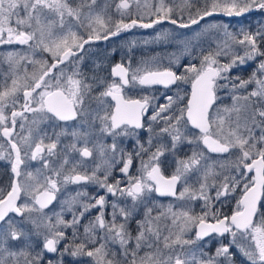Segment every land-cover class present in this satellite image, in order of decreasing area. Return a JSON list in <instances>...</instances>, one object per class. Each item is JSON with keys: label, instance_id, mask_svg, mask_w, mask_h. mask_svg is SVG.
<instances>
[{"label": "snow or ice", "instance_id": "1", "mask_svg": "<svg viewBox=\"0 0 264 264\" xmlns=\"http://www.w3.org/2000/svg\"><path fill=\"white\" fill-rule=\"evenodd\" d=\"M252 11L264 0H0V46L26 49L0 55V161L12 174L0 188V264H264V25L216 21L184 39L162 29L152 42L191 56L163 70L133 68L131 56L112 79L97 74L102 62L83 67L95 42L137 26ZM213 32L222 39L205 50ZM153 85L177 93L125 95Z\"/></svg>", "mask_w": 264, "mask_h": 264}, {"label": "flooded vegetation", "instance_id": "2", "mask_svg": "<svg viewBox=\"0 0 264 264\" xmlns=\"http://www.w3.org/2000/svg\"><path fill=\"white\" fill-rule=\"evenodd\" d=\"M257 12L258 11H256L255 13H252L250 16H258ZM206 20H208V19H206ZM234 20H236V19H234ZM204 21L205 20L201 21L200 25L205 23ZM164 24H167V23H164ZM164 24H162V25H164ZM167 25H171V24H167ZM171 26H173V25H171ZM174 27H176V26H174ZM194 27H197V25H193L189 29H192ZM136 28H140V27L137 26V27L133 28L132 30L130 29V30H128V32L126 34H124L120 37L110 38V40H108V41L95 42L91 46L89 52L85 53V60H84V64H83L85 71H90L93 67L94 62H102V69L97 74L99 76L108 77L109 79H112V77L110 76L111 67L114 64L121 62L122 59H123V62L125 63V65L127 66V61H128L129 56H131L133 68H135L138 64H141L142 61H148L149 62L148 66L150 67L151 70H163V68L162 69H160V68L159 69H153L151 67L153 57L147 51L138 54V52H136V49H137L136 45H135V47H132L131 52H129L128 49H129L130 41H128V39L126 40L124 38H128L129 36H131V33L134 32V30ZM141 29H143V28H141ZM149 29H151V28H149ZM179 30H182L183 32H185L188 29H179ZM127 44H128V49H126ZM3 47H4V45L0 46V55L6 54L8 51H12V50H17V51H24L25 50V46H19V45H9L8 46L9 50H5L6 47L4 49H3ZM85 47L88 48L89 46L86 45ZM145 48L148 49V47H145ZM113 50H115V52H113ZM193 54H195V53H193ZM190 59H191V56L189 55L188 58H184L180 64H182V65L187 64ZM193 62L198 64L199 60H194ZM0 67L6 68L7 66L3 65ZM254 69H255V65H252L250 67L248 66L246 69L241 70L239 72V74L241 76H243L244 78H247L249 74L251 75V73L253 72ZM173 70H176V69H173ZM180 71H183V69L181 68ZM190 91H191L190 83L181 85V88H180V94L181 95H184L185 92H187L190 95ZM176 93H177V89L175 86H172L169 89L164 88V86H162V85H154L151 87L136 86L135 88L130 87V88L125 89V95L128 97L140 98L143 95L156 96L158 98L156 101L157 103H165L166 102L164 100L165 94L175 96ZM225 102L227 103L228 101H225ZM150 112H151V110H150ZM0 143H3L2 139H0ZM5 147H7L6 144H5ZM145 159H146V157H145ZM30 166H31L32 170H35V168H37V165L35 163L30 165ZM137 167H139V161H136L134 163V168H133L134 174H135V169ZM173 167H174V165L172 164V159H171V157H168V164L163 169L165 175L171 174V172L173 171ZM6 174H10V179L8 181L10 183L11 178H12L10 167L4 161H0V188H6L8 186ZM114 176H116L117 178H120V179H124L118 171L114 172ZM73 187H75V186H73ZM112 199H114V198L110 197L109 200H112ZM154 199L156 200V202L158 204H165L169 201H174L172 197H154ZM219 208H220L222 213L227 214V215H231V212L235 208V199H232V200H230V202H227V203L219 206ZM199 211H200V208H199ZM226 240L227 239H225L224 242H226ZM216 246H217L216 242L215 241L212 242V250H214Z\"/></svg>", "mask_w": 264, "mask_h": 264}, {"label": "rangeland", "instance_id": "3", "mask_svg": "<svg viewBox=\"0 0 264 264\" xmlns=\"http://www.w3.org/2000/svg\"><path fill=\"white\" fill-rule=\"evenodd\" d=\"M118 2V0H117ZM145 2V0H141V4H143ZM148 3H153L154 0H147ZM177 2H179V0H177ZM199 2V0H198ZM112 13H113V18L114 19H118V15L115 13V9H112ZM223 22V23H228L231 25L230 31L231 30H236L239 27H244V28H248L249 26L251 27V29L253 31H255V29L259 26V25H264V12L262 14H260L259 16H250L248 18H240V19H236V20H226V19H221V18H210L208 20H205L203 24H201L200 26L194 27L192 29H188L187 31L183 32L182 30H179L177 27L171 26V25H158L155 28H151V29H141V28H136L134 30V32L131 33V36H129L128 38H126V40L128 39V41L130 42H136V47H148L150 49L153 48H158L161 49L163 48L164 50L168 49V47L171 48V52L166 54L165 58H157L159 60V63L161 64V66L159 67L158 64L156 63H152V67L153 69H159V68H163L164 66L168 67L170 60L173 59V54H175V56L179 57V63L182 62V60L184 58H188L189 54H187L186 52H181L180 51V45L179 42H175V43H168V42H164V43H154L152 42L153 37L156 35V33L158 31H161L162 29H167V30H173L175 29V31L179 34H181V39L184 38H191L194 34V31L198 30V28L202 27L203 25H205L206 23H212V22ZM126 22H127V18H126ZM217 39H222V37H219L215 32H213L211 34V36L207 37L206 40L203 42V46L205 48V50L208 49L209 45L211 44V46L214 48L215 47V43L214 41ZM145 41H148V43H145ZM9 45H4L3 49L5 48V50H9L8 48ZM26 50V49H25ZM255 65V69L253 71L256 70L257 67V62L256 61H249L247 65H245L243 67V69H246L248 66H252ZM175 68V67H173ZM242 69V70H243ZM251 72V71H250ZM250 75V74H249ZM248 75V76H249ZM36 164L37 167H39V163L38 162H31L30 165L32 164ZM29 165V169L28 170H32L31 166ZM34 171V170H33ZM73 187V186H72ZM88 191L90 193L95 194V192L97 191V189L95 188V186L89 185L88 186ZM110 199V197H109ZM232 200V199H231ZM227 202H230L227 201ZM170 203H176L175 201H169L165 204H162L164 206L169 205ZM221 206L220 204H217V207ZM196 211H199V206L196 207ZM214 242V241H212ZM227 242V240H226ZM225 242V243H226Z\"/></svg>", "mask_w": 264, "mask_h": 264}, {"label": "trees", "instance_id": "4", "mask_svg": "<svg viewBox=\"0 0 264 264\" xmlns=\"http://www.w3.org/2000/svg\"><path fill=\"white\" fill-rule=\"evenodd\" d=\"M263 12H260V11H258L257 12V15L259 16L260 14H262ZM124 39H126V38H124ZM127 47H126V49H128V44L126 45ZM145 51H147L153 58H165V57H163V56H165L166 54H168V53H170L172 50H171V48L170 47H168V49L166 50H164L163 48H161V49H158V48H153V49H150V48H148V49H146L144 46H142V47H137V49H136V52H138V54L139 53H142V52H145ZM158 66L160 67L161 66V64L159 63L158 64ZM151 67H152V64H151ZM166 66H164L163 67V69L165 68ZM153 68V67H152ZM160 69H162V68H160ZM173 69H175V68H173ZM6 177H7V182L9 181V179H10V174H6ZM6 182V183H7ZM5 183V184H6ZM8 185H9V182L7 183ZM6 184V185H7Z\"/></svg>", "mask_w": 264, "mask_h": 264}, {"label": "water", "instance_id": "5", "mask_svg": "<svg viewBox=\"0 0 264 264\" xmlns=\"http://www.w3.org/2000/svg\"><path fill=\"white\" fill-rule=\"evenodd\" d=\"M255 12H256V11H252V12H249V13H245L243 16H240V17H227V16H224L223 14L214 15L213 17H218V18H222V19H228V20H231V19L243 18V17L249 16V15H251L252 13H255ZM208 18H211V17H206L205 20L208 19ZM165 23L170 24V23H168V22H165ZM132 29H133V28H132ZM132 29H131V30H132ZM125 33H127V32H122L119 36H116V37H120V36L124 35ZM116 37H112V38H116ZM99 42H100V41H99ZM153 86H154V85H153ZM171 87H172V86H171Z\"/></svg>", "mask_w": 264, "mask_h": 264}]
</instances>
